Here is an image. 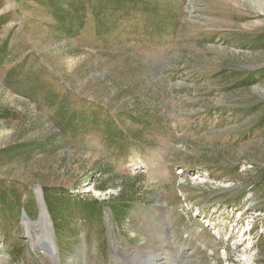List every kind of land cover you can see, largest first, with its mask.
Returning a JSON list of instances; mask_svg holds the SVG:
<instances>
[{
	"label": "rangeland",
	"instance_id": "obj_1",
	"mask_svg": "<svg viewBox=\"0 0 264 264\" xmlns=\"http://www.w3.org/2000/svg\"><path fill=\"white\" fill-rule=\"evenodd\" d=\"M51 1L0 0V264H52L48 231L58 264H264V0H145L75 35Z\"/></svg>",
	"mask_w": 264,
	"mask_h": 264
},
{
	"label": "trees",
	"instance_id": "obj_2",
	"mask_svg": "<svg viewBox=\"0 0 264 264\" xmlns=\"http://www.w3.org/2000/svg\"><path fill=\"white\" fill-rule=\"evenodd\" d=\"M66 0H53L49 3L48 8L52 16H54L55 21L58 22L62 28L65 29V33H70L75 35L74 27L82 26L84 23V19L88 12H91L94 16L97 24L102 26L106 23V16L110 15H118L120 17H129L131 14L139 11H143V9L148 10L149 6L146 4L145 0H70L67 2V8L64 7ZM145 7V8H144ZM65 27V28H64ZM8 50V45L3 44L0 47V60H2L4 55ZM48 77L44 72H37L35 76V81L41 89L43 90V82L44 78ZM250 82H255L252 78H247V80H243L242 84H250ZM62 103H64V100ZM60 104L62 105L64 104ZM51 106L55 107V103H50ZM59 105V104H57ZM60 107V108H61ZM62 113L63 108L59 109ZM82 113V119L78 118L75 113L64 114L66 117L56 123V127L62 131L63 133L69 132H84L89 131L91 128L86 125L87 118H94V110L89 113ZM243 114V112H240ZM46 198L49 200V195L47 194Z\"/></svg>",
	"mask_w": 264,
	"mask_h": 264
},
{
	"label": "bare ground",
	"instance_id": "obj_3",
	"mask_svg": "<svg viewBox=\"0 0 264 264\" xmlns=\"http://www.w3.org/2000/svg\"><path fill=\"white\" fill-rule=\"evenodd\" d=\"M40 204V217L39 220L34 223V227H40L41 229L48 230L50 227V220L41 199ZM37 241H40V243L46 242L45 254L51 258L53 262L52 264H58L59 250H57L53 235L49 231L46 233H40ZM137 252H143V259L139 264H159V262H161L160 264H181L180 262L184 261V259L180 257V254H176L174 250H136L132 255H129V259L131 260ZM161 255H164V257L158 259ZM123 260L128 261L127 257Z\"/></svg>",
	"mask_w": 264,
	"mask_h": 264
}]
</instances>
